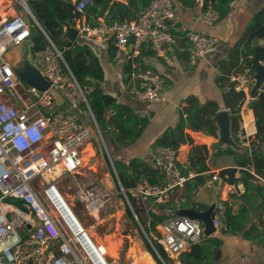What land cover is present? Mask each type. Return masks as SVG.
<instances>
[{"label":"built area","instance_id":"obj_1","mask_svg":"<svg viewBox=\"0 0 264 264\" xmlns=\"http://www.w3.org/2000/svg\"><path fill=\"white\" fill-rule=\"evenodd\" d=\"M93 3L94 0H74V12L79 15L75 20L77 30L91 38L112 41L120 50L128 48L132 59L140 55L145 44L159 58L177 43V37L170 32V23L175 18L173 0H152L132 20L96 23L81 20L85 9ZM21 11L28 15L29 25ZM219 20L220 14L211 4L198 18L199 23L208 26ZM34 26L39 28L25 0H0V264H167L166 259L177 257L205 237L200 221L186 217L163 221L158 234L147 237L148 249L128 263L109 257L107 246L98 244L93 237L90 240L85 231L75 232L76 222L67 211L57 181L64 175H72L79 179L75 182L78 189L82 186L79 182L84 154L90 152L85 149L93 137L91 129L72 112L86 100L61 52L49 40L46 47L33 53L31 65L50 87L37 90L16 75L5 55L9 48L29 41ZM185 39L192 66L220 46L217 38L199 32L187 33ZM131 77L140 81L133 88L137 101H165L162 76L144 71L132 73ZM229 80L234 90L248 92L250 82L244 75H233ZM53 87L64 93L68 101L66 110L53 109ZM93 123L102 140L98 126ZM177 158L178 151L155 147L148 165L162 174V181L151 185L144 180L130 191L131 197H153L155 204H162L174 191L183 188L192 174L181 173ZM211 181L222 183L216 174ZM121 190L128 200L122 186ZM131 211L135 214L132 208ZM213 226L214 234L220 233L222 225L216 216Z\"/></svg>","mask_w":264,"mask_h":264},{"label":"crops","instance_id":"obj_2","mask_svg":"<svg viewBox=\"0 0 264 264\" xmlns=\"http://www.w3.org/2000/svg\"><path fill=\"white\" fill-rule=\"evenodd\" d=\"M99 1H94L93 5H98ZM70 2L72 5L74 4V0H70ZM173 3L175 18L170 23V32L177 37V43L166 50L164 57H155L149 45L145 44L141 49L140 55L132 59L128 48L120 50L115 47L112 41L86 36L77 30L75 23L64 27L63 40L88 46L98 58L103 70V80L97 82V86L101 88L103 93L114 97L118 103L128 106L138 116L147 118L149 121L138 140L130 147L121 148L109 137L112 148L115 151L117 149L120 150L118 153L116 151V154H119L117 158L119 164L127 165L134 158L143 159L148 163L150 154L153 151L151 145L167 129H175L182 117L184 121L183 135L186 140H189L178 150V155L184 149L188 152L185 166L180 163L179 165L182 168H187L191 148L194 146L199 148L200 153L205 157V165L209 171L201 174L205 177V186L199 188L195 199H193L200 204L208 203V206L215 202V216L221 222L223 229L225 208H229L232 215L238 213L242 205L240 195L244 192V187L242 184L230 185L222 180L221 184L211 181V177L214 174L219 175L220 171L224 169H239L235 157L229 156L225 151L229 146H223L217 150L212 148L213 144L218 141V127L213 121V117L219 111H227L230 118L231 138L237 146L236 149L229 148L239 154L249 149L250 142L256 134V127L250 105V90L254 80H251L253 78H250L245 73L246 63L252 58V49L254 47L264 48V37L249 38L245 37L244 34L255 16L264 8V0H231L227 3L226 15L220 17V20L211 26L201 24L198 21L199 16L204 11L203 0H173ZM215 3L217 4L218 0ZM112 4H114V9L111 15H107L108 11H105L102 16L95 19L91 12L86 13V9L89 6L85 9L81 20L88 23H96L98 20L109 22L108 16L116 15L127 9L126 0H111L109 6ZM69 29L78 32L74 36L73 41L67 35ZM190 32L203 33L217 38L220 42L216 52L200 59L193 66L188 62L189 44L185 39V35ZM111 44L112 50L110 51L109 47ZM21 46L26 48L27 58L28 52L32 48L31 38ZM259 66L264 67V61H261ZM144 71H151L164 78L165 87L163 94L165 101L146 103L139 102L133 97V88L138 87L140 81L132 78L131 74ZM237 74L244 75L250 82L248 92H242L244 98L236 96V93H238L236 90L231 92L232 88L229 78ZM55 102L56 100H54V104ZM55 106L57 105L55 104ZM214 106L215 112H213ZM231 108H239V120L237 121L239 128L235 133L232 130L233 114L230 110ZM74 111L72 112L73 114ZM191 111V117L196 120V123L203 125L202 130L196 131L189 126L188 118L186 117ZM208 115H211L210 119L215 126L214 134H210V129L204 125ZM74 116L77 118L75 114ZM175 135L177 136V134ZM94 139L93 137L91 142ZM101 141L105 145L103 137ZM190 173L192 174L191 178H193L195 174L193 172ZM238 176L236 174V177ZM81 179L83 178L81 177ZM89 183L93 187L95 186L93 180H90ZM208 184L210 185L208 186ZM79 186H81V183ZM133 189L128 192L131 193L130 191ZM91 191L94 194L91 195V198H86V200L91 202L90 206L101 198L96 194L95 187ZM178 192H182L180 197L176 196ZM206 193H209L208 197H201ZM183 194L184 187L177 189L162 204H155L153 197L143 199L139 196H133V198H139L143 206L142 209L138 206V210H144L148 217L146 219L142 217L140 221L142 220L141 222H144V225L149 228L152 219L148 216V213L154 214L156 217H164V221L176 217V210L188 207L187 202L183 200ZM198 195H200L201 200L196 199ZM183 204L186 206H183ZM159 205L163 207H158ZM132 215V217L136 218V213ZM136 220L138 219L136 218ZM160 223L154 227L156 234L159 232L158 226ZM252 225L255 226V229L250 233L249 237L244 236V231L236 235H228L221 229L220 233L208 237L205 236L199 243L195 244V250H193L192 245L177 257L166 259V262L167 264H198L205 251L208 256L199 264H264V238H262L264 208L256 213L249 212V223L246 229ZM113 250L112 248V251H108V256H115L114 253H111ZM132 253L136 259L140 256L136 249Z\"/></svg>","mask_w":264,"mask_h":264},{"label":"trees","instance_id":"obj_3","mask_svg":"<svg viewBox=\"0 0 264 264\" xmlns=\"http://www.w3.org/2000/svg\"><path fill=\"white\" fill-rule=\"evenodd\" d=\"M26 4L35 17L41 29L37 27L32 28L31 42L33 52L39 51L46 47L49 42L61 52L62 58L77 81L79 87L85 95L86 102L81 103L84 110L89 109L96 125L98 126L101 135H107L113 139L117 146L127 148L132 146L140 137L144 129L147 127L149 121L147 118L138 116L128 106L118 103L116 99L110 95L103 93L97 82L103 80V70L98 58L94 55L92 50L86 46L76 42H69L63 40L64 25H73L78 18V14L74 12V6L70 0H25ZM152 0H126L127 9L122 12L108 16L107 19L111 21H124L136 19L138 15L145 9ZM203 0L204 9L208 4L224 17L227 13V3L231 0ZM111 0H100L98 5L90 6L86 9V13H92L93 17L97 19L102 16L105 11L107 15H111L114 9V4L109 6ZM264 8L259 12L251 25L245 31V37H264ZM112 50V44L109 47ZM264 61V48L254 47L252 49V58L246 63V72L250 78L254 77L258 69L259 63ZM253 80V79H251ZM253 82V81H252ZM231 84V92H234L233 84ZM236 96L244 98L242 91H238ZM251 110L253 112L256 134L254 139L250 142L249 149L242 153H235L231 148L227 147L225 151L229 156H234L239 169L231 168L220 171L218 177L225 183L230 185L242 184L244 192L240 195L242 205L236 215H232L229 208H225L223 219V232L228 235H236L244 231V236L249 237L255 229L252 225L246 229L249 223V212L256 213L258 210L264 208V88L257 91L253 97ZM233 117L232 130L237 132L239 120V108H231ZM193 111V110H192ZM192 111L187 114V122L193 130H202L203 125L196 123L191 115ZM215 106L213 112H215ZM208 115L204 121V125L210 129V134H214L215 126ZM184 121L181 117L175 129H167L153 145L151 149L157 146H166L178 151L186 144L182 128ZM177 134V136L175 135ZM103 137V136H102ZM189 165L187 168H182L179 165L182 174L193 172L195 175L188 180L184 186L183 200L187 202V208L191 207L195 210H206L208 203H197L194 201L199 188L205 186V177L201 174L209 171L205 165V157L200 153L199 148L194 146L188 156ZM115 165V164H114ZM120 185L125 191L130 204L135 205V199L130 196L128 192L130 189L137 187L144 180L151 184H160L162 181V174L152 169L147 161L134 158L129 161L127 165L119 164L116 168ZM236 174L239 176L236 177ZM126 175V177L124 176ZM263 182V184H261ZM115 185H117L115 183ZM183 206H186L183 204ZM158 207H163L159 205ZM128 216L133 220L130 213ZM152 219L150 226L152 229L164 221V217H156L154 214L148 213ZM148 235L147 231L145 230ZM262 238H264V231H262ZM155 244V243H154ZM156 249L160 252V247L155 244ZM195 250V245L192 246ZM207 252H203V256L199 259L198 264L207 257Z\"/></svg>","mask_w":264,"mask_h":264},{"label":"rangeland","instance_id":"obj_4","mask_svg":"<svg viewBox=\"0 0 264 264\" xmlns=\"http://www.w3.org/2000/svg\"><path fill=\"white\" fill-rule=\"evenodd\" d=\"M28 54V62L32 64L33 50L30 49ZM26 55V48L24 46H14L8 49L5 59L11 64L14 70H23L25 68ZM51 93L54 95L56 100L55 104L57 105L55 106L54 104V110L68 107V101L61 90L53 87L51 88ZM78 108V110L74 111V114L77 116L79 122L91 129L92 137L95 138L90 143L92 148L88 149L90 152L84 154V170L81 175L83 179L79 182L81 185L83 183V185L78 189V186L75 184L78 178L72 175L60 177L57 184L63 196L71 205L72 211L79 223L85 228L89 236L93 237L98 244L107 246V251L113 248L115 256L111 257L112 259L117 262L128 263L132 259L136 260V257H133V250L136 249L141 255L143 250L148 249L147 237L152 238L155 236L156 229H152L151 226L148 228L144 225V222H141L142 220L140 221L142 217L145 219L148 218L145 211L140 210L143 208L140 199L134 198V205L133 203L130 204L129 200H126L123 195L116 171V168H119V161L117 160L119 154H116V151L118 153L120 150L117 149L115 151L112 148L113 146L110 145L109 136L102 134L105 144L103 145L93 123L95 120L94 118L92 119L90 110H84L81 107V103ZM90 180H93L95 183L94 187L95 191H97L95 193L100 197L108 199V204L106 205L104 203L105 205L98 210L97 218L90 215L87 208L89 202L86 198L89 197V194L93 193L91 190L94 188L93 186L91 188ZM208 194H201V197H208ZM181 195L182 192H178L176 196L180 197ZM196 199L201 200L200 195ZM9 202L14 204L15 201L10 200ZM138 206L140 207L139 210L137 208ZM131 208L135 211L138 220L134 217L132 220L128 216V213L133 214ZM138 222L141 226H139Z\"/></svg>","mask_w":264,"mask_h":264},{"label":"water","instance_id":"obj_5","mask_svg":"<svg viewBox=\"0 0 264 264\" xmlns=\"http://www.w3.org/2000/svg\"><path fill=\"white\" fill-rule=\"evenodd\" d=\"M98 1V0H94ZM20 15L25 20L26 24H30L31 21L25 12L21 11ZM39 26V24H38ZM67 25H64L66 27ZM39 29L41 27L39 26ZM77 31L73 29H69L67 31L68 37L73 41L74 36L77 35ZM16 75L19 77V79L26 85H29L31 87L36 88L40 91H45L50 87V83L47 82L40 74V72L33 67L26 58L25 61V68L23 70H15ZM254 84L250 90V105L253 102V97L255 93L262 88H264V67L258 66L257 71L254 74L253 77ZM213 121L216 123L218 127V141L213 144L212 148L214 150H217L223 146H229L234 149L237 148L235 143L233 142L231 138V132H230V118L227 111H219L215 114L213 117ZM187 150H182L178 155V162L185 166L186 160H187ZM126 177V175H124ZM215 207L216 203L213 202L209 205V207L204 211H197L193 208H181L175 211L176 217H186L192 220L200 221L204 227L203 233L205 236H211L215 232V228L213 226V219L215 218Z\"/></svg>","mask_w":264,"mask_h":264},{"label":"bare ground","instance_id":"obj_6","mask_svg":"<svg viewBox=\"0 0 264 264\" xmlns=\"http://www.w3.org/2000/svg\"><path fill=\"white\" fill-rule=\"evenodd\" d=\"M91 148V144H89L88 146H86V149H85V151H87L88 152V149H90ZM92 192V191H91ZM92 194H94V193H91V194H89V198H91V195ZM96 196V195H95ZM94 196V197H95ZM62 199H63V201H64V203H65V206H66V208H67V211L71 214V216L73 217V219L75 220V222H76V230H75V232H77V231H79V230H82V231H85V235L91 240V238H90V236H89V234H88V232L85 230V228L84 227H82V225L79 223V221H77L78 219H77V217L75 216V214H74V212L72 211V207H71V205L69 204V202L66 200V198L63 196V194H62ZM92 199H94V198H92ZM88 201V200H87ZM89 202V201H88ZM90 203L91 202H89L88 203V206H87V208H88V210H90L89 211V213H91L90 215H93V216H97V211H98V209L100 208V207H102V206H104L105 204L107 205L108 204V199L107 198H105V197H101V198H99V200H98V202H94V205L92 204V206H90ZM105 203V204H104ZM96 204H98V205H96ZM73 213H72V212ZM75 216V217H74ZM97 218V217H96ZM109 249H111V248H109ZM111 251H112V249H111ZM112 254L114 253V252H111Z\"/></svg>","mask_w":264,"mask_h":264}]
</instances>
